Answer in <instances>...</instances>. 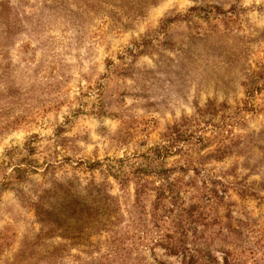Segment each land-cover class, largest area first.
<instances>
[{
	"label": "rangeland",
	"instance_id": "374dc122",
	"mask_svg": "<svg viewBox=\"0 0 264 264\" xmlns=\"http://www.w3.org/2000/svg\"><path fill=\"white\" fill-rule=\"evenodd\" d=\"M0 264H264V0H0Z\"/></svg>",
	"mask_w": 264,
	"mask_h": 264
},
{
	"label": "trees",
	"instance_id": "16d2710c",
	"mask_svg": "<svg viewBox=\"0 0 264 264\" xmlns=\"http://www.w3.org/2000/svg\"><path fill=\"white\" fill-rule=\"evenodd\" d=\"M28 152H31V148H27ZM5 163V162H4ZM7 165V164H5ZM34 167V163L33 162H27L26 164H23L22 166H16L15 168H13L14 173H16L19 178H22V176L26 173L29 172L30 169H32ZM7 177V176H6ZM11 178V177H9Z\"/></svg>",
	"mask_w": 264,
	"mask_h": 264
}]
</instances>
